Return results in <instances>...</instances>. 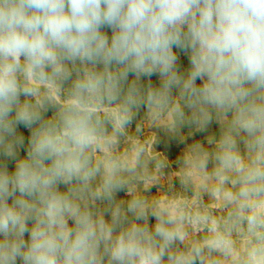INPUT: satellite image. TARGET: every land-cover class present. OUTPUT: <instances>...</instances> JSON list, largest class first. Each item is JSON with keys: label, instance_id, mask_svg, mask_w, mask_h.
<instances>
[{"label": "clouds", "instance_id": "1", "mask_svg": "<svg viewBox=\"0 0 264 264\" xmlns=\"http://www.w3.org/2000/svg\"><path fill=\"white\" fill-rule=\"evenodd\" d=\"M0 264H264V0H0Z\"/></svg>", "mask_w": 264, "mask_h": 264}]
</instances>
